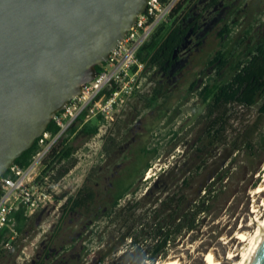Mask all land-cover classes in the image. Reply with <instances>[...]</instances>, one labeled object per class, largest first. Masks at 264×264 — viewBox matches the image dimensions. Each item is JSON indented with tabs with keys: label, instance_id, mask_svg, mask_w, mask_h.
Segmentation results:
<instances>
[{
	"label": "rangeland",
	"instance_id": "rangeland-1",
	"mask_svg": "<svg viewBox=\"0 0 264 264\" xmlns=\"http://www.w3.org/2000/svg\"><path fill=\"white\" fill-rule=\"evenodd\" d=\"M203 1L190 0L189 9L195 10ZM232 3V8L219 10L212 23L207 20L197 42L187 44L186 40L182 56L166 74L148 70L141 92L128 102L102 145L100 141L91 143V136L83 132L95 122L93 119L74 124L77 131L70 145L81 149L75 163L82 162L73 171L66 194L73 197L81 190H95L96 202L67 214L60 209L37 211L9 242V248H4L0 264H32L43 246L70 244L74 253L80 251L77 264H93L100 256L106 257L107 264H140L127 248L128 241L119 235V223L108 227L100 218L90 222L100 215L98 210L110 206L118 191L129 187L119 206L141 200L149 188L154 198L182 199L186 209L204 187L211 185L217 192L208 213L200 217L194 230L177 236L167 248L164 261L206 264L205 253L212 251L222 264L231 263L226 259L227 251L236 248L239 239L227 242L235 236L243 219L249 223L254 216L252 194L264 178V117L259 116L262 99L253 107L236 108L223 128L208 131L207 104L197 91L204 78L213 76L206 62L223 44L217 33L224 23H236L231 46L250 26L255 40L264 37V0L228 1V5ZM222 74L224 79L228 69ZM195 80L196 86L189 91ZM157 88L160 92L156 103L148 106ZM251 124H257L258 133L246 135ZM235 148L241 150L235 154ZM147 162L149 167L142 174ZM97 170L99 173L95 174ZM223 174L226 178L219 182ZM88 225L91 228L87 231ZM89 230H94L90 239Z\"/></svg>",
	"mask_w": 264,
	"mask_h": 264
},
{
	"label": "water",
	"instance_id": "water-1",
	"mask_svg": "<svg viewBox=\"0 0 264 264\" xmlns=\"http://www.w3.org/2000/svg\"><path fill=\"white\" fill-rule=\"evenodd\" d=\"M146 4L0 0V176L94 79ZM250 264H264V240Z\"/></svg>",
	"mask_w": 264,
	"mask_h": 264
},
{
	"label": "trees",
	"instance_id": "trees-1",
	"mask_svg": "<svg viewBox=\"0 0 264 264\" xmlns=\"http://www.w3.org/2000/svg\"><path fill=\"white\" fill-rule=\"evenodd\" d=\"M219 1L210 0L204 10L214 8ZM187 2L189 0L182 1L170 20L162 23L139 49L138 60L145 63V69L166 74L182 56L183 45L189 32V26H184V23L189 16L199 11L196 8L191 11L189 9L190 2L188 4ZM183 9L185 10L184 16L180 19L175 18V13ZM235 27L236 23L234 22L224 23L217 33L223 44L206 62V67L212 69L213 76L204 78L200 90L197 91V96L207 104L208 124H210L208 131H212V129L217 131L218 128H223L226 118L234 114L236 108L253 107L259 99H262L259 116L264 117V37L255 40L253 26H250L244 31L242 37L237 38L231 46L232 32ZM226 69H228V74L222 79V73ZM100 70L101 65L96 66V72L99 73ZM196 84L197 80L193 81L189 91H193ZM156 90L155 95L149 99L148 106L156 103V96H158L160 88ZM211 116H214L213 120L209 119ZM93 120L95 122L83 128V132L88 136L97 132L99 124L96 119ZM79 121L81 122L82 119ZM256 126L257 124H251L245 134L258 133ZM74 130L75 127H72L69 134H72ZM46 131H50L52 134L58 131L54 120L48 124ZM244 146L247 147V144ZM36 147L35 140L29 149L16 158L14 164L19 167L26 166L36 151ZM106 147L108 148L109 145ZM74 150L75 148L71 145L66 146L60 154L56 155V161L60 162L67 158ZM240 150L241 148H235L234 153L236 154ZM153 151L156 149L154 148ZM67 163L65 167L61 168L62 172H66L72 167L75 161L71 158ZM148 167L149 163L147 162L142 174ZM98 173V170L95 171V174ZM225 178L226 174L221 175L219 182ZM129 189L130 187L118 191L112 204L99 209L100 215L92 222L94 223L97 218H100L108 227L109 224L119 223L121 230L119 235L128 241L127 248L139 260L140 264L164 261L167 248L174 243L177 236L182 232L194 230L200 217L208 213L209 203L217 192L214 185L204 187L202 194L189 207L183 209L184 201L182 199L174 200L172 197L161 198L160 196L154 198V193L148 188L141 200L128 201L123 206H119V201L129 193ZM96 197L95 190L87 192L81 190L75 196L68 197L59 209L63 214L86 209L96 202ZM144 200L145 202L142 203ZM147 204H150L151 207L146 208ZM13 218L12 230L14 233L7 227L0 231V258L4 253L5 245L12 242L13 234L16 236L21 233L27 222L30 221V218L23 216L21 209L13 214ZM90 228L91 225H88L87 231ZM93 232L94 230H89V239L92 238ZM93 264H107L106 257L96 258Z\"/></svg>",
	"mask_w": 264,
	"mask_h": 264
},
{
	"label": "built area",
	"instance_id": "built-area-1",
	"mask_svg": "<svg viewBox=\"0 0 264 264\" xmlns=\"http://www.w3.org/2000/svg\"><path fill=\"white\" fill-rule=\"evenodd\" d=\"M182 1L147 0L145 10L110 52L107 60L100 64V72L54 116L52 120L58 131L52 134L45 130L36 139V151L29 163L24 167L13 164L0 176V231L7 227L14 233L13 214L19 209L23 216L30 218L40 210L56 211L66 202L70 177L82 162L78 160L66 172L61 171L69 159H79L81 149L74 150L60 162L56 161V155L70 145L77 131L69 134L71 128L80 119L81 123L96 119L99 125L90 140L91 143H104L128 102L141 92L149 75L145 63L138 60L139 49L162 23L170 20ZM184 13L183 9L176 12L174 17L180 19ZM82 182L83 179L79 187ZM5 248H9V243Z\"/></svg>",
	"mask_w": 264,
	"mask_h": 264
},
{
	"label": "bare ground",
	"instance_id": "bare-ground-1",
	"mask_svg": "<svg viewBox=\"0 0 264 264\" xmlns=\"http://www.w3.org/2000/svg\"><path fill=\"white\" fill-rule=\"evenodd\" d=\"M259 183L252 194L254 203L251 213L254 216L249 220V223L243 219L235 236L227 242L234 241V238L239 239L238 246L227 251L226 259L231 261L230 264H250L262 240H264V178ZM258 199H260L259 204L257 203ZM204 258L206 264H222V261L215 258L212 251L205 253ZM161 264H179V260L173 259Z\"/></svg>",
	"mask_w": 264,
	"mask_h": 264
},
{
	"label": "flooded vegetation",
	"instance_id": "flooded-vegetation-1",
	"mask_svg": "<svg viewBox=\"0 0 264 264\" xmlns=\"http://www.w3.org/2000/svg\"><path fill=\"white\" fill-rule=\"evenodd\" d=\"M209 1L210 0H205L201 2V4L199 2L196 6V9H199V11L189 16L184 23V26H189V32L186 36V40L188 39L187 44L198 41L206 23L208 21L212 23L216 19L215 16L219 10H223V8L226 7L230 9L235 5L233 3L228 5L229 0H220L217 6L205 11L204 7ZM91 221L92 219L90 222ZM73 251L74 250L71 247V244L68 246L61 245L59 247L43 246L40 253L37 254L36 259L32 261V264H36V262H38V264H77L79 262V258L81 257L80 251L78 253H74Z\"/></svg>",
	"mask_w": 264,
	"mask_h": 264
}]
</instances>
